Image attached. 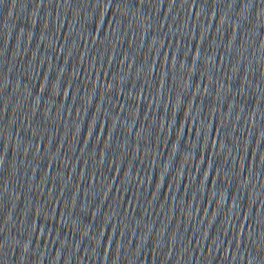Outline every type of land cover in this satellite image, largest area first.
I'll return each mask as SVG.
<instances>
[{
    "label": "water",
    "instance_id": "1",
    "mask_svg": "<svg viewBox=\"0 0 264 264\" xmlns=\"http://www.w3.org/2000/svg\"><path fill=\"white\" fill-rule=\"evenodd\" d=\"M0 29L264 249V0H0Z\"/></svg>",
    "mask_w": 264,
    "mask_h": 264
}]
</instances>
